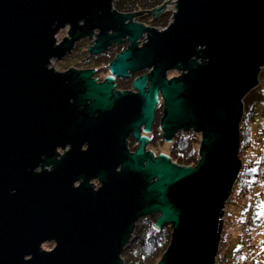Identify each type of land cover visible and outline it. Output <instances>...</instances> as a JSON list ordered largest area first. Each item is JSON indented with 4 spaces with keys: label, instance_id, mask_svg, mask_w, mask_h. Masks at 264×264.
<instances>
[{
    "label": "water",
    "instance_id": "1",
    "mask_svg": "<svg viewBox=\"0 0 264 264\" xmlns=\"http://www.w3.org/2000/svg\"><path fill=\"white\" fill-rule=\"evenodd\" d=\"M114 2L0 0V264H124L136 223L154 215L156 228L172 227L157 264H216L242 167L244 98L264 68V0H174L163 29ZM84 38L91 54L126 38L109 68L121 78L149 70L136 93L112 94V75L97 82L94 68L50 66ZM174 69L182 74L169 79ZM159 106L164 141L201 133L195 165L146 151L140 127L152 129Z\"/></svg>",
    "mask_w": 264,
    "mask_h": 264
},
{
    "label": "rangeland",
    "instance_id": "2",
    "mask_svg": "<svg viewBox=\"0 0 264 264\" xmlns=\"http://www.w3.org/2000/svg\"><path fill=\"white\" fill-rule=\"evenodd\" d=\"M124 0H115L114 2V8L115 4L116 6L119 4L121 5ZM168 1L169 8L168 10H165L162 12L158 19L152 18L150 14L146 15V22L148 25L155 26L159 29L165 28L168 23L172 19V10H174V5L171 3V0H125L126 8L132 9H138L136 12L144 13V9H149L151 6L153 9H155L158 6L165 5ZM128 6V7H127ZM146 12V11H145ZM60 36L65 37L68 35V28L61 29ZM144 40V39H143ZM93 39L84 38L82 41L77 42V46L73 49L74 52H86L89 45L93 44ZM126 48V47H125ZM124 48L121 46H114L109 49L107 55H103L102 58L105 61H109L118 51L123 50ZM82 58L80 59V55L73 56V58L68 62L72 65H81ZM52 66H55L56 68L62 67L61 64H58L57 61L54 59V63ZM106 72V71H105ZM182 74L181 70L174 69L167 72V77L173 78L178 77ZM261 79V81H260ZM123 84H126L127 82L125 80H122ZM259 82H262L261 86L253 90L250 94L248 93L246 97V101L252 102V110L255 109V111L251 112V117L253 118L249 124V128L251 130L250 137H251V144L247 145V141L245 142V145L242 147V155L239 152L240 158L243 160H250L253 164L261 163L264 161L263 158V150H264V114L262 115V109L264 108V68L259 74ZM259 85V84H258ZM254 102V103H253ZM162 116V108L159 110L157 118H156V124H155V137L150 143L151 149H154V152L156 154L160 153L159 151H165L167 152L170 148V142H166L163 140L162 131L160 129V118ZM194 132L199 135V139L201 141L202 135L199 132H195L192 129L189 131H180L178 133L184 132ZM247 135H248V126H247ZM247 138V137H246ZM248 140V138H247ZM241 145V143H240ZM240 151V150H239ZM238 174L237 180L235 181L239 183V186L242 184H245L247 187L251 188L254 187L256 189V192L258 194V197L256 199V204L254 206L255 213L258 217V223L257 227L255 229V243L258 245L256 249L252 250L253 257L251 258L247 253L238 254V251L242 248V234L239 228L231 227L228 229L227 234L224 233V237L220 240V252L222 256H228L231 259H233L236 256V262L229 261V263H226L223 261V263L218 262V264H264V215H261L262 212H264V173L257 176H248L246 172H242ZM248 190L244 193L248 195ZM250 206V201H247L242 195L241 196H235L234 204L231 206L232 211V218H238L242 214V212ZM153 219L156 218V215L152 217ZM223 236V235H222ZM54 245L52 244H43L44 248H50ZM254 258V261H253Z\"/></svg>",
    "mask_w": 264,
    "mask_h": 264
},
{
    "label": "trees",
    "instance_id": "3",
    "mask_svg": "<svg viewBox=\"0 0 264 264\" xmlns=\"http://www.w3.org/2000/svg\"><path fill=\"white\" fill-rule=\"evenodd\" d=\"M153 1V0H152ZM125 0L121 5L115 4L117 10L121 12H131L136 11L138 9L126 8ZM128 7V6H127ZM153 7L149 9H144L140 11H144V13L151 11ZM146 11V12H145ZM159 17V16H158ZM158 19V18H156ZM145 22V20H144ZM261 81V79H260ZM262 82H259L258 88L261 86ZM254 88L253 90H255ZM252 90V91H253ZM250 91V93L252 92ZM249 93V94H250ZM248 96V95H247ZM246 96V97H247ZM246 97L244 98V114L240 123V136H241V145H240V153L242 151V147L245 145L247 141V145L251 144L250 137V128L249 124L253 119L251 117L252 110V102L246 101ZM254 103V102H253ZM264 114V108L262 109V115ZM247 126H248V135H247ZM248 140H247V138ZM246 141H245V140ZM201 146V141L199 139V135L190 131L187 133L181 132L177 133L170 142V148L167 152L159 151L170 155L171 159L176 161L181 165H195L199 159V148ZM152 147H150L151 149ZM154 151V149H153ZM242 155V153H241ZM263 158H264V150H263ZM248 176H259L255 171L246 172ZM248 187L245 184L239 186V183H235V195L243 196L247 191ZM172 227L171 225H164L162 228L155 227V218L153 219L151 216H146L141 218L135 226L134 232L130 241L127 243L122 252V258L124 264H157V262L162 258L163 253L167 249L170 239H171ZM218 264V262L216 263Z\"/></svg>",
    "mask_w": 264,
    "mask_h": 264
},
{
    "label": "flooded vegetation",
    "instance_id": "4",
    "mask_svg": "<svg viewBox=\"0 0 264 264\" xmlns=\"http://www.w3.org/2000/svg\"><path fill=\"white\" fill-rule=\"evenodd\" d=\"M153 10V9H152ZM151 10V11H152ZM140 11V10H139ZM151 11L149 10V12L147 13H140V12H136V11H131V12H136V16L134 17V20L135 21H139V22H143L145 23L146 25H148V23L146 22V15L150 14L152 18H158L157 17H154V14L151 13ZM145 20V22H144ZM149 26V25H148ZM145 36V34H144ZM143 36V37H144ZM140 38L139 41L141 42L144 38ZM82 41V40H81ZM80 43V42H79ZM78 43V44H79ZM77 44V43H76ZM77 44V45H78ZM76 45V46H77ZM128 45V41L126 40V38H124V41L120 44V45H117V44H114L112 45L110 48L114 47V46H122L123 48L127 47ZM109 48V49H110ZM109 49L106 51V52H103V53H100V54H91L88 49L86 50V52H71L69 54H67L66 56L62 57V58H54L55 61H57L58 64H61L62 67L60 68H56L55 66H52V64L54 63V59H52L51 61V64L50 66L55 68V70L57 71H60V72H64L70 68H76V69H90V68H94L96 71L95 73L92 75V78H96L97 82H102L105 80L106 76L107 75H112L113 79H114V88L112 90V94H115L116 92H125V91H129V92H133V93H136L137 90H135L133 88V85H132V82L133 80L138 77V76H141L143 75L144 73H147L149 70H145L143 72H139V73H135L133 75H131L130 77H127V78H121V77H116L111 71H110V68H109V64L111 62V60L116 56H114L110 61H105L103 60L102 56L104 55H107L108 54V51ZM80 55V59L82 58V61H81V65H68L69 61L73 58V56H76V55ZM106 71V72H105ZM169 78V77H168ZM170 79V78H169ZM122 80H125L127 83L126 84H123V81ZM163 108L162 106H159L156 108V113H155V120H154V123H153V126H152V129L148 132H146L144 130V125H142L140 127V134L141 135H147L149 137V140L150 142L147 144L146 146V151H149V150H152L150 149V143L152 142V140L154 139L155 137V124H156V118H157V115H158V112L159 110ZM127 140H128V147L129 149H131V151H134L136 150V148L138 147L139 145V142L133 137L132 134H130L128 137H127ZM71 149V145L70 144H66L64 147L62 146H58L56 148V152H57V155H56V159H60L67 151H69ZM82 149L85 150L87 149V145H83L82 146ZM153 151V150H152ZM45 168L47 170H52L53 166L52 164L50 165H46ZM91 183H93L94 185V188H98L99 186H101V184L98 182L97 179H93L91 180ZM78 182L75 183V186H78ZM52 244L54 242H46L44 244ZM55 246V243L52 247L50 248H45L47 250H50L52 249L53 247ZM44 248V247H43Z\"/></svg>",
    "mask_w": 264,
    "mask_h": 264
},
{
    "label": "built area",
    "instance_id": "5",
    "mask_svg": "<svg viewBox=\"0 0 264 264\" xmlns=\"http://www.w3.org/2000/svg\"><path fill=\"white\" fill-rule=\"evenodd\" d=\"M171 3H173L174 8H175V4H174V0L170 1ZM169 4L168 1L165 4V10H168L169 8ZM175 11V9H174ZM161 101L159 100L158 103H160ZM156 154V153H155ZM170 156V155H169ZM242 159V158H241ZM240 171H244V172H248V171H255L258 173V175L263 174L264 173V161H262L261 163H257V164H253L250 160H243L242 159V167ZM241 173V172H239ZM248 195L246 198V195L244 194L243 197L247 200L250 201V206L248 208H246L242 214L240 215V217L238 218H232V211H231V206L232 204H234V200H235V185L232 189V192L230 194L229 199L226 201L225 207L223 209V215L221 217L222 219V232H221V238L224 237V233L227 234L228 229H230L231 227L234 228H239L242 234V248L238 251V254H243V253H247L251 258L253 257L252 255V250L257 248V244L255 243V229H256V213H255V204H256V199L258 197V194L256 192V189L254 187L249 188L248 187ZM223 235V236H222ZM229 263V261L232 262H236V256L231 259L228 256H222L220 249L219 252L217 254L216 257V263L220 262V263ZM254 261V258H253Z\"/></svg>",
    "mask_w": 264,
    "mask_h": 264
},
{
    "label": "bare ground",
    "instance_id": "6",
    "mask_svg": "<svg viewBox=\"0 0 264 264\" xmlns=\"http://www.w3.org/2000/svg\"><path fill=\"white\" fill-rule=\"evenodd\" d=\"M257 223H258V217H256V226H257Z\"/></svg>",
    "mask_w": 264,
    "mask_h": 264
},
{
    "label": "snow or ice",
    "instance_id": "7",
    "mask_svg": "<svg viewBox=\"0 0 264 264\" xmlns=\"http://www.w3.org/2000/svg\"><path fill=\"white\" fill-rule=\"evenodd\" d=\"M261 215H264V212H262Z\"/></svg>",
    "mask_w": 264,
    "mask_h": 264
},
{
    "label": "clouds",
    "instance_id": "8",
    "mask_svg": "<svg viewBox=\"0 0 264 264\" xmlns=\"http://www.w3.org/2000/svg\"><path fill=\"white\" fill-rule=\"evenodd\" d=\"M157 155V154H156Z\"/></svg>",
    "mask_w": 264,
    "mask_h": 264
}]
</instances>
